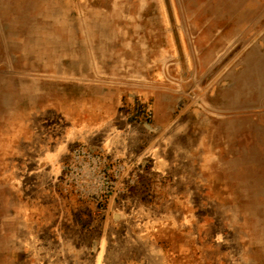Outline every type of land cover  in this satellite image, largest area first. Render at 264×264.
Instances as JSON below:
<instances>
[{"label":"rangeland","instance_id":"1","mask_svg":"<svg viewBox=\"0 0 264 264\" xmlns=\"http://www.w3.org/2000/svg\"><path fill=\"white\" fill-rule=\"evenodd\" d=\"M0 264H264V0H0Z\"/></svg>","mask_w":264,"mask_h":264}]
</instances>
